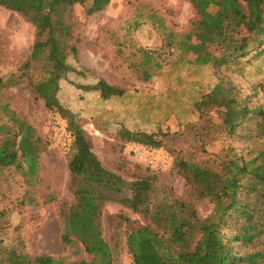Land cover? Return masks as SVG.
Listing matches in <instances>:
<instances>
[{
    "label": "trees",
    "instance_id": "obj_1",
    "mask_svg": "<svg viewBox=\"0 0 264 264\" xmlns=\"http://www.w3.org/2000/svg\"><path fill=\"white\" fill-rule=\"evenodd\" d=\"M56 2L0 0V7L17 13L36 28L34 51L19 69L20 80L27 81L31 94L42 100L53 116L67 120L72 137L67 188L72 200L64 202L60 210L61 241L73 248L75 255L83 249L87 258L69 261L67 257L32 256L21 250L23 244L19 242L12 248L0 246V264H116L121 243L117 238L106 240L105 221L124 235L132 264H264V104L255 102L253 95H242L225 74L229 70L242 74L245 65L264 58V0H189L195 18L187 33L178 38L169 32L170 43L185 65H210L218 80L207 92L191 97L188 114L198 121L187 124L185 130L193 133L195 142L207 154L222 138L228 143L204 161L177 159V173L185 180L187 195L168 197L155 211L151 204L153 178L139 176V181L130 184L131 197L119 198L126 184L124 178L105 168L80 119L58 99L60 82L70 73L84 70L71 58L78 59L75 6H82L86 16H93L104 11L112 0H68L58 17L53 10ZM148 23L165 28L156 12L139 11L127 23L121 43H115L121 45V54L133 59L138 56L139 62L129 67L134 65L136 73H142L137 77L143 76L144 80L151 78V68H163L156 51L138 47L132 39L134 29ZM195 34L206 44L216 43V53L203 48L201 59L192 61ZM217 35L220 38L215 39ZM10 86L0 75V121L3 115L11 121L0 124L4 135L0 172L15 166L21 173L36 175L42 141L36 129L10 109L5 94ZM79 89L96 93L114 108L127 105L124 111L130 112L131 105L139 107L133 104L138 97L136 90L131 92L104 78L81 83ZM216 116L227 122L228 129L213 121ZM169 135L122 128L117 138L156 151ZM111 201L131 210L141 221L107 212ZM206 203L207 213H200L199 207Z\"/></svg>",
    "mask_w": 264,
    "mask_h": 264
},
{
    "label": "rangeland",
    "instance_id": "obj_2",
    "mask_svg": "<svg viewBox=\"0 0 264 264\" xmlns=\"http://www.w3.org/2000/svg\"><path fill=\"white\" fill-rule=\"evenodd\" d=\"M67 3L68 0H57L53 7L54 16L58 17ZM74 11L79 24L75 39L78 59L71 58L76 65L82 64L84 70L70 73L66 80L60 82L59 102L80 119L81 126L91 137L94 153L105 168L124 178L126 184L119 198L131 197L130 184L139 181L137 179L142 175L153 178L151 204L154 211L168 197H185L187 188L185 180L177 173V159L184 157L204 161L228 143L222 138L207 154L195 142L193 133L185 130L187 124L198 121L188 114L192 106L191 97L197 98L207 92L214 82L218 83L212 66L185 65L179 59L180 52L170 43L169 32H174L178 38L187 33L195 18L192 4L189 0H112L104 11L93 16H86L83 7L78 4ZM139 11L156 12L165 25L164 29H158L148 23L133 31L135 45L156 51L163 64L161 70L150 69L152 76L149 80H144L143 76L138 78L142 73H136L134 65L129 67L130 63L139 62L138 56L133 59L121 54V45H115L121 43L127 23ZM36 34V28L22 16L0 7V75L5 83L11 85L5 91L9 107L20 120L36 129L42 141L36 175L21 173L15 166L0 172V212L3 211L0 213V246L12 248L22 242L21 250L29 255H52L79 261L87 258L84 250L75 255L74 249L61 241L60 210L64 202L72 200L67 188L71 153L68 150L70 146L63 145L66 136L56 134L54 122L57 120L67 128V120L53 116L54 113L45 107L44 102L31 94L27 81L20 80L19 69L34 51ZM196 34L192 42L195 47L192 61L201 59L203 48L205 52L215 54L216 43L206 44ZM218 38L219 35L215 36V39ZM126 49L128 53L130 48ZM241 73L225 72L242 95H253L255 102L264 104V58L245 65ZM100 78L128 87L131 92L136 90L138 97L133 104L139 107L131 105L130 112L127 109L124 111L127 105L114 108L96 93L79 89L81 83L95 82ZM7 120L8 116L3 115L0 124ZM213 121L228 129L227 122L217 116ZM122 128L172 134L163 138L162 148L154 151L156 158L165 166L148 169L144 166L146 164L137 162L130 153L137 145L122 143L117 138ZM2 138L4 135L0 133V143ZM208 209V203L199 207L203 214ZM106 211L115 215L122 213L141 221L138 215L117 201L108 203ZM104 236L108 242L112 238L120 240L121 253L116 264H132L120 230H115L105 221Z\"/></svg>",
    "mask_w": 264,
    "mask_h": 264
},
{
    "label": "built area",
    "instance_id": "obj_3",
    "mask_svg": "<svg viewBox=\"0 0 264 264\" xmlns=\"http://www.w3.org/2000/svg\"><path fill=\"white\" fill-rule=\"evenodd\" d=\"M54 129L58 136H66L67 140L64 142L65 147H69L72 143V137L66 127L62 126L57 120L54 122ZM130 153L137 162L144 163L151 167L161 168L165 165L161 164L160 161L154 155V150L140 146H133Z\"/></svg>",
    "mask_w": 264,
    "mask_h": 264
}]
</instances>
